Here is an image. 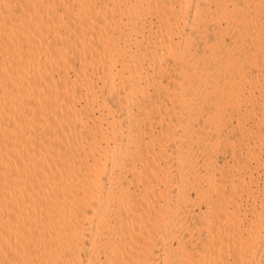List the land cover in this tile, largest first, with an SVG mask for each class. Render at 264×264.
<instances>
[{
	"label": "bare ground",
	"instance_id": "obj_1",
	"mask_svg": "<svg viewBox=\"0 0 264 264\" xmlns=\"http://www.w3.org/2000/svg\"><path fill=\"white\" fill-rule=\"evenodd\" d=\"M260 172L264 0H0V264H264Z\"/></svg>",
	"mask_w": 264,
	"mask_h": 264
},
{
	"label": "rangeland",
	"instance_id": "obj_2",
	"mask_svg": "<svg viewBox=\"0 0 264 264\" xmlns=\"http://www.w3.org/2000/svg\"><path fill=\"white\" fill-rule=\"evenodd\" d=\"M226 158H228V155H226ZM261 170H262V169H260V171H261ZM263 175H264L263 172H262V173L260 172V176L263 177Z\"/></svg>",
	"mask_w": 264,
	"mask_h": 264
}]
</instances>
